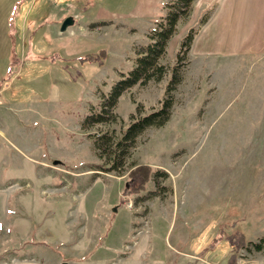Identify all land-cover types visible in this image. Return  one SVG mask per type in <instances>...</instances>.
Masks as SVG:
<instances>
[{
	"label": "rangeland",
	"instance_id": "rangeland-1",
	"mask_svg": "<svg viewBox=\"0 0 264 264\" xmlns=\"http://www.w3.org/2000/svg\"><path fill=\"white\" fill-rule=\"evenodd\" d=\"M161 1L129 23L87 19L116 0H0V264H229L237 239L264 234V50L254 41L219 54L191 45L169 119L136 137L123 166H99L94 135L116 137L131 113L158 107L185 27L216 1L199 34L220 0H194L178 21L161 80L125 90L105 123H86L165 13ZM237 21L240 32L253 19ZM101 49L102 63L80 60ZM141 163L160 172L135 190L126 169ZM248 245L234 264H264V247Z\"/></svg>",
	"mask_w": 264,
	"mask_h": 264
},
{
	"label": "trees",
	"instance_id": "trees-1",
	"mask_svg": "<svg viewBox=\"0 0 264 264\" xmlns=\"http://www.w3.org/2000/svg\"><path fill=\"white\" fill-rule=\"evenodd\" d=\"M193 2L194 0H169L164 3L165 13L155 21L154 27L148 30L146 41L134 49L131 67L125 73L120 72V77L112 84L106 96L99 99L98 108L96 107L97 111H92L85 116L84 121L86 123H105L104 120L107 115H103L102 112L107 109V106L114 105L117 98L125 90L135 85H146L152 80H161L166 75L168 67L161 59L165 55L170 37L176 30V24L181 19L184 20L189 16ZM215 3L216 1H213L202 8L195 24L189 25L180 37L175 52V62L169 68L170 73L166 79L158 107L143 114L131 113V119L121 128L116 137L108 133L94 135V149L98 150L97 154L103 159L102 164H99L100 167L105 170H117L120 166H123L125 154L135 142L136 137L147 127L161 126L169 119L174 102L173 92L181 81L182 67L188 63V59L186 60L187 52L202 24L208 19ZM105 54L106 51L101 49L97 54L86 53L85 56L80 57V60L97 58L99 63H102ZM91 108L93 107L91 106ZM126 170L137 182L135 190L143 189L151 176L160 172L158 169L152 170L150 163L133 164L128 166ZM248 244H251L252 249L255 251L261 250L264 247V234L257 241H245L243 237L237 239L233 251L228 256L229 264L235 263L236 250L242 246L250 248Z\"/></svg>",
	"mask_w": 264,
	"mask_h": 264
},
{
	"label": "crops",
	"instance_id": "crops-1",
	"mask_svg": "<svg viewBox=\"0 0 264 264\" xmlns=\"http://www.w3.org/2000/svg\"><path fill=\"white\" fill-rule=\"evenodd\" d=\"M122 1L124 0H116V2H118L117 5H119V7H114V6L104 7L102 4L97 5V8L96 7L94 8L96 9L95 12L96 14L95 13L89 14L87 19L91 21L93 19L100 20L102 18L104 20L105 19L109 20L111 18H120V20L123 22L129 20L128 22L131 23L132 21L138 20L140 18L152 17L156 10L155 8L159 5V3L162 2L161 0H133L132 2H129L128 4L125 5L122 3ZM205 1L201 0V4H203V2ZM217 6L218 7L215 10L216 12L211 15L208 22H206L203 25L202 31L194 38V41L192 43L193 48L191 49H193L195 53L199 52V53L207 54L210 53V51H216L218 54L220 51L226 53V51L228 52L234 49L233 47L234 44H237L238 42H241V44H243L250 41L251 42L254 41V44L257 45L258 50H256L255 53H259L264 50V0H220ZM253 7L256 10L254 13H251ZM201 9H202V5L200 6L199 11H197V16L194 15L193 21H196L197 17L199 16L198 13H200ZM231 15L232 17L234 16V18L232 23L230 24L228 18ZM72 16L73 18L75 17L78 18L79 14H77V12H73ZM250 17H252L253 19V21H251V24H248L246 27L243 26L240 29V32L239 30L236 31L234 27L235 22L240 18L244 20ZM254 17L258 19L257 27H254V23H253L255 21ZM225 19L227 20V22L225 21ZM227 23L229 24V26H227ZM192 24L193 22L188 24L185 27V29ZM93 25L94 24H92V26ZM95 25L91 28H94ZM124 25H126V23ZM12 29L14 32L15 28ZM227 30L229 31L227 32ZM230 32L232 33V36L228 37V34ZM234 32L236 34H234ZM226 33H227L226 35L227 37L224 38L223 36ZM253 35L254 38L251 37V40L249 41H246L244 39L245 36L250 37ZM9 43L5 55L7 54V52L10 51L11 46L9 45ZM213 44L215 45V47H212ZM16 49H17L16 44H14L12 46V51H15L16 53ZM198 49H202V50H198ZM26 51H27V55L33 54L30 48L29 49L26 48ZM252 51L254 52V50H251V52Z\"/></svg>",
	"mask_w": 264,
	"mask_h": 264
},
{
	"label": "water",
	"instance_id": "water-1",
	"mask_svg": "<svg viewBox=\"0 0 264 264\" xmlns=\"http://www.w3.org/2000/svg\"><path fill=\"white\" fill-rule=\"evenodd\" d=\"M74 23V18L72 15H68L66 17H64V19L61 21V24H60V31H63L66 29V27L72 25Z\"/></svg>",
	"mask_w": 264,
	"mask_h": 264
}]
</instances>
